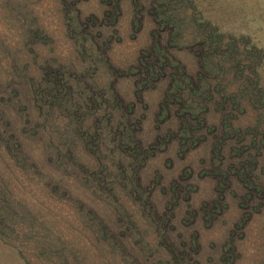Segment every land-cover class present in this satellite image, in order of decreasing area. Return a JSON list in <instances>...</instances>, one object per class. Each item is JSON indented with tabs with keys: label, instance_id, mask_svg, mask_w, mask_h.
<instances>
[{
	"label": "rangeland",
	"instance_id": "obj_1",
	"mask_svg": "<svg viewBox=\"0 0 264 264\" xmlns=\"http://www.w3.org/2000/svg\"><path fill=\"white\" fill-rule=\"evenodd\" d=\"M0 264H264V0H0Z\"/></svg>",
	"mask_w": 264,
	"mask_h": 264
},
{
	"label": "trees",
	"instance_id": "obj_2",
	"mask_svg": "<svg viewBox=\"0 0 264 264\" xmlns=\"http://www.w3.org/2000/svg\"><path fill=\"white\" fill-rule=\"evenodd\" d=\"M169 19V21H164V22H166V23H164V26L166 25L167 26V24H169V22L171 23V27H170V31H172V29L174 28V25L172 24V23H174L175 24V22H174V20L173 19H171V17H169L168 18ZM168 27V26H167ZM160 33H162V31L160 32ZM159 38H160V36H158ZM156 49H155V54H156V58H155V60L153 61L154 62V64L152 63L151 64V66H155V68H156V66L157 67H162L163 66V63L164 62H168V60H171L172 62H174V64H175V67H177L178 69H179V71H180V76L181 75H186L185 73H184V71H183V67L181 66V64L179 65V60L175 57V56H172V54L171 53H168L167 51H166V49H164L163 47H162V44L160 43V41L159 42H157L156 43ZM161 60V61H160ZM170 61V62H171ZM146 75V74H145ZM189 77V76H188ZM190 78L191 77H189V80H190ZM173 84V80H171V85ZM189 85L190 86H188L187 87V89L189 90V92L186 94V95H191L192 94V92H191V89L190 88H195L196 87V85H193L192 83H190V81H189ZM175 95H176V97H178V98H174V100H172L173 98H171V102H170V104H175V105H177V109L176 110H174L175 111V118L176 119H179L181 122H185V125H184V127L183 128H181V131L183 132V133H189V132H193L194 131V129H195V125H197V124H199V122H201L202 123V125H204L205 124V122H204V118H201V117H199L198 116V114H197V110H196V107L194 106V104H195V102H193L192 100H190L191 101V103L190 104H187V98H185L184 99V94H183V92H182V88H181V85H180V80H179V82H177V86H176V89H175ZM136 95H137V97L139 96V92H136ZM188 96V97H189ZM175 100H177L176 102H174ZM166 101V100H165ZM186 102V103H185ZM197 109H198V107H197ZM186 118L187 119H189V121L188 120H186ZM234 166V163H232V165H230L229 167H230V169L231 168H235V167H233ZM235 170V169H234ZM228 172V174H229V171H227ZM224 175L223 176H225V174L227 175V173H223Z\"/></svg>",
	"mask_w": 264,
	"mask_h": 264
}]
</instances>
